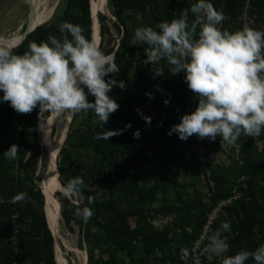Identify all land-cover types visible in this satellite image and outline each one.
<instances>
[{
  "label": "trees",
  "instance_id": "trees-1",
  "mask_svg": "<svg viewBox=\"0 0 264 264\" xmlns=\"http://www.w3.org/2000/svg\"><path fill=\"white\" fill-rule=\"evenodd\" d=\"M90 2L91 0H65V9L61 15L35 29L21 46L13 50L14 54L22 55L32 41L47 42L49 35L60 38L62 34L59 25L63 22L81 26L83 35L91 40L93 20ZM108 2L114 19L99 14L101 32L96 36V40L98 43L99 37V48L105 55H112L120 68L118 74L111 73L105 77L106 81L116 79L118 82L108 95L119 104V109L110 115L109 121L103 127L100 120L89 126V118L95 115L91 110L73 115L70 132L60 150L59 169L65 187L74 177L81 178L84 183L77 193L79 204L65 198L61 201V214L71 230L74 224H78L85 229L97 228L106 232L118 250L127 252L131 259L130 264H152L151 259L155 256L158 259V253L161 254V259L158 260L161 264H182L179 260L183 255L182 250L187 251L198 239L213 207L201 201L198 204L186 200L179 185V173L176 170L177 160L182 158L179 147L190 145L196 135L181 140L178 133L173 132L171 135L180 140V144H173L168 130L179 124L183 115L195 111L198 99L188 88L185 73L172 75L170 66L165 60H161L162 74L156 77L161 79L164 85L159 93L166 101H175L176 107L165 113L159 112L160 102L157 107H147L146 102L156 95L159 85L151 71L144 68L143 64H138L140 51H145L148 45L139 41L134 43L133 38L137 29V16L142 17L141 21L147 20L145 27L159 31V22L179 19L182 10L190 8L192 3L197 1ZM208 2L224 15L221 30H241L237 27V22L243 0ZM256 6L259 15L264 16V0H257ZM195 20L196 17L189 11V25ZM113 30L118 31L119 37L115 36ZM118 39L120 41L117 43ZM120 81L125 83L124 89L118 86ZM175 84L179 85L180 93L173 88ZM172 93L178 94L174 98ZM2 96L3 92H0V264H15L16 258L19 257L17 251L20 256L30 259L32 264H57L54 237L43 212L45 198L36 181L41 158V133L37 123L39 107L30 114H18L10 102L2 101ZM94 99L92 95L88 96L89 102H94ZM85 116L84 123L89 126L88 131L73 129V125ZM144 117H150L151 122L148 123ZM149 126H153L154 131L168 141L164 152L167 166L161 177H154L152 188L141 186L133 174L124 173L126 158L129 157V162H133ZM104 130L117 131L120 134L112 136L108 141L96 139L97 134ZM137 131L138 137L134 135ZM259 142H264V129L259 137H249L247 143L240 146L241 160L229 166H215L211 170V180L215 186L211 198L213 203L230 199L234 189L241 193L238 201L221 208V216L213 223L210 233L212 235L221 229L223 222H229L230 230H221L222 237L226 238L229 245V256L241 250L255 251L264 244V148L259 150ZM12 145H17L19 152L15 160L9 161L3 154ZM84 150H94L99 163L86 169L83 161L79 160ZM160 190L172 191L174 206L171 211L178 215L174 226L163 231L157 230L151 224L149 218L153 215L147 211V207L156 202V195ZM20 192H26L29 199L11 203L12 198ZM117 192L129 201L126 210H122L120 202L115 199ZM89 197H94V203H89ZM55 200L61 205L57 197ZM139 201L145 203L144 206H138ZM85 207L93 212L87 223L82 215H76L78 209ZM17 213L19 217L16 221L21 227L13 242L12 225L16 222H13L12 218ZM130 217L137 219L134 228L131 226ZM188 229H191L190 233L187 232ZM113 259L101 258L96 264H115ZM246 264H254V261L250 258Z\"/></svg>",
  "mask_w": 264,
  "mask_h": 264
},
{
  "label": "clouds",
  "instance_id": "clouds-1",
  "mask_svg": "<svg viewBox=\"0 0 264 264\" xmlns=\"http://www.w3.org/2000/svg\"><path fill=\"white\" fill-rule=\"evenodd\" d=\"M189 11L196 17L191 25ZM223 20L224 15L208 0H197L182 10L179 19L159 22V31L152 27L137 28L133 42L148 45L146 65L165 60L172 75L185 73L187 86L198 99L195 111L183 115L168 134L178 133L181 140L197 135L215 141L220 136L222 146L227 143L238 148L237 141L242 135L259 137L264 129V31L250 27L224 31L219 27ZM59 31L60 38L49 35L47 42H30L22 55L0 46L2 101L10 102L18 114H30L39 107L41 118L44 113L59 117L91 110L103 127L119 109V104L108 95L118 82L106 81L105 77L118 74L120 68L94 38L90 40L83 35L81 26L63 22ZM118 86L126 87L123 81ZM89 94L95 98L94 102H89ZM144 119L151 122L150 117ZM118 134L104 130L95 138L108 141ZM134 135L138 137L139 132ZM18 152V146L12 145L3 157L15 160ZM83 183L79 177L72 178L66 193L77 194ZM28 199L26 192H20L11 203ZM89 203H94V197H89ZM76 215H82L87 223L93 212L85 207L78 209ZM221 230H230L229 222H223L221 229L208 237L202 255L221 256L229 250ZM182 254L187 255L186 250ZM250 258L254 264H264V244L255 251L241 250L224 257L222 264H246Z\"/></svg>",
  "mask_w": 264,
  "mask_h": 264
},
{
  "label": "rangeland",
  "instance_id": "rangeland-1",
  "mask_svg": "<svg viewBox=\"0 0 264 264\" xmlns=\"http://www.w3.org/2000/svg\"><path fill=\"white\" fill-rule=\"evenodd\" d=\"M197 1V0H196ZM256 1L254 3V11L253 17L255 20L254 29L256 30H264V16H260L257 12ZM100 0H91V14L93 15V29H92V39L96 38L100 30V22H99V14L107 15L109 18L114 19L112 15V11L109 6V2L107 0V5L105 10L101 11L99 9ZM193 2L192 4H194ZM29 4L31 6V0H29ZM51 12H49V18L45 22H43L40 26L52 22L55 18L61 15L63 10L65 9V0H58L52 3ZM94 8V9H93ZM239 16V15H238ZM45 18V19H46ZM137 24L136 28L145 27L147 20L144 21L142 17L137 16ZM239 18V17H238ZM13 18L1 17L0 18V44L10 35L12 34H23L28 19L26 17L20 20H12ZM23 22H25L23 24ZM238 23V22H237ZM240 27L238 24L237 27ZM219 27H221L219 25ZM116 37H119L118 31L113 30ZM120 40H117V43ZM99 47V37L98 43L95 41ZM147 59L146 52L140 51L138 64H143L144 68H148L153 78L156 77L155 71L160 72L162 74V63L161 61L157 64L152 65L151 63L145 64L144 61ZM157 82L159 85V89L156 92V95L151 97L146 102L147 107L151 106H159V112L165 113L169 111V109L176 107L175 101H168L165 103V99L159 93V90L162 89L164 83L161 79L157 78ZM175 90H178L180 93L179 85L175 84L173 86ZM177 93V94H178ZM177 94L172 93V97H176ZM88 96H91L90 94ZM49 113H44V117L41 118L39 113L37 118V123L40 128V121H45V123H50V137L54 140L55 143H58L63 134L68 135L70 132V127L73 121V115H61L58 118H53V116H48ZM86 116L81 118L79 121L73 125V129L80 130L81 132L88 131L89 126H93L99 120L95 115H92L89 118V126L85 124ZM171 129L168 130V132ZM41 133V131H40ZM170 141L173 144H180V140L171 135ZM243 136V135H242ZM242 136L240 140L237 141L239 145H244L247 143L249 137H245L246 143H243ZM41 140V158L39 161L38 171L36 175V181L38 182L42 193L43 186L47 183L48 179V168L50 164L49 158V148L43 141V135L40 134ZM168 147V141H166L162 136L157 134L154 131L153 126H149L146 129L145 140L143 144L139 145V149L137 151V155L133 159V162H129L130 158L127 157L124 173L126 175L133 174L141 184L146 188H152L155 180L154 177L162 176L163 170L165 169L166 160H165V150ZM264 148V142H259V150L262 151ZM180 154L182 158H178L176 170L179 173V185L182 189L183 196L186 200H190L192 202L198 203L199 201L203 202L207 206L213 207L212 212L209 214L213 223H215L220 218V211L222 207L227 205H232L236 201L241 198V193H239L236 189L233 191V196L229 199L231 202L220 206L219 203H213L212 194L214 191V182L211 180V170L215 166H229L236 161L241 160V152L240 147H236L233 145H229L225 143L222 146V138L217 136L215 141L207 138L200 139L197 135L193 139L190 145H186L184 147H179ZM60 155V154H59ZM79 160L83 161L86 169L90 168L93 164H98L99 160L95 154L94 150H84L83 154L80 156ZM58 161L60 163V156H58ZM59 169V168H58ZM153 175V177H152ZM61 179V177L59 178ZM62 186L66 189L65 185L62 182ZM107 192V189H105ZM171 190L166 191H158L156 195V202L153 206L147 207V211L151 212L153 215L152 218H149L151 224L160 231L168 227H173L174 224L178 221V215L175 212H172L171 209L174 206V201L171 196ZM44 195V194H43ZM61 203L65 198L70 199L73 203L79 204V199L77 194H69L66 192L58 191L55 194ZM45 198V197H44ZM115 199L120 202V208L122 210H126L129 205V201L124 198V196L117 192L115 194ZM137 199V198H136ZM57 205V228L60 232L58 238H54V250H55V259L57 264H82L81 256L76 254L75 250H80L87 256V264L90 262L91 264H96L100 261L101 258L104 260H108L113 257L115 264H130L131 259L128 257L127 252L120 251L114 245L111 237L104 232L103 230L97 228L85 229V227H81L78 224H74L73 229H69L66 225L65 220L61 214L62 203L59 205L55 200ZM145 203L142 201L138 202V206L142 207ZM199 204V203H198ZM45 216H52L53 210H46V201L45 207L43 210ZM17 217H19V213L15 214L12 218L13 222H16L13 226L14 237L12 241L15 242V236L19 233V228L21 225L16 221ZM209 217V220H210ZM29 219V218H28ZM131 226L134 228L136 226L137 219L136 217L129 218ZM208 220V221H209ZM29 224V220L26 221ZM59 223V224H58ZM213 223L209 229H206L205 226L201 229L198 239L191 244V248H189L186 252L187 255H181L179 258L182 264H222V259L224 257L229 256L228 252L223 253L221 256H217L214 254H201V249L208 242V237L211 236V230L213 227ZM188 233L191 232V229L187 230ZM61 237V238H60ZM65 242V244H64ZM58 248V249H57ZM20 252L17 251V256L15 264H32L30 259L24 258L20 256ZM237 253V252H236ZM62 257H61V256ZM158 259H151L152 264H161L158 260L161 259V254L158 253ZM64 258V259H63ZM63 260V261H62ZM162 261V260H161ZM179 264V263H178Z\"/></svg>",
  "mask_w": 264,
  "mask_h": 264
},
{
  "label": "bare ground",
  "instance_id": "bare-ground-1",
  "mask_svg": "<svg viewBox=\"0 0 264 264\" xmlns=\"http://www.w3.org/2000/svg\"><path fill=\"white\" fill-rule=\"evenodd\" d=\"M56 1L58 0H31V6L33 9L32 17L30 20L31 28H34V27L38 28L43 22L47 20V18L50 17V15L48 16V14L49 12H51L52 8L54 7V5L52 6V3ZM106 5H107V0H100L99 9L101 11L105 10ZM21 37H22V34H17V33L12 34L8 36L0 44V46H7L13 50L16 44L19 43ZM95 41H96V38H95ZM53 118H58V117H53ZM40 131L43 135L44 144H46L49 148V158H50L49 160L50 164L48 168V179H47V183L44 184L43 186V194H44L45 201H46V210L47 211H49L50 209L53 210L52 216H48V225L53 231L55 238H58V236L60 235V232L57 228L58 210H57V205L55 202V194L58 191H61V192H66V191L63 188L62 183L59 179V169L57 167V160H58V156L60 154V150L62 148L63 142L65 140L66 134H63L59 142L55 143L54 140L50 137V123H45V121H42V120L40 121ZM75 252L76 254L81 256L82 264H87V256L78 249L75 250Z\"/></svg>",
  "mask_w": 264,
  "mask_h": 264
},
{
  "label": "crops",
  "instance_id": "crops-1",
  "mask_svg": "<svg viewBox=\"0 0 264 264\" xmlns=\"http://www.w3.org/2000/svg\"><path fill=\"white\" fill-rule=\"evenodd\" d=\"M29 12V0H0V18H13L12 20H18L17 22L20 23L24 16L26 20L28 19Z\"/></svg>",
  "mask_w": 264,
  "mask_h": 264
},
{
  "label": "built area",
  "instance_id": "built-area-1",
  "mask_svg": "<svg viewBox=\"0 0 264 264\" xmlns=\"http://www.w3.org/2000/svg\"><path fill=\"white\" fill-rule=\"evenodd\" d=\"M254 3L255 0H243V6L239 12V18H238V24L240 25V29L242 30L244 27H250L254 29V17H253V11H254ZM246 136H242L243 143H246ZM242 145V144H241ZM240 145V146H241ZM239 146V147H240ZM231 202V200H225L220 204V206L225 205L227 203ZM210 217V216H209ZM209 220V219H208ZM213 221L210 220L207 222L205 228L209 229L210 226L212 225Z\"/></svg>",
  "mask_w": 264,
  "mask_h": 264
},
{
  "label": "water",
  "instance_id": "water-1",
  "mask_svg": "<svg viewBox=\"0 0 264 264\" xmlns=\"http://www.w3.org/2000/svg\"><path fill=\"white\" fill-rule=\"evenodd\" d=\"M90 4H91V2H90ZM32 11H33L32 6H30V12H29V15H28V22H27V24H26V28H25V30H24V32H23V34H22V37H21L19 43L16 44V46L14 47V49L17 48V47H19V46H21V45L24 43V41L28 38V36H29L31 33H33V32L35 31V29H37V27H34V28H31V27H30V20H31V17H32ZM92 20H93V15H92ZM92 29H93V26H92ZM100 35H101V34H100ZM100 44H101V40H100ZM100 44H99V47H100ZM14 49H13V50H14ZM67 137H68V135L65 136V140H64V142H63V145L65 144ZM63 145H62V147H63ZM57 167L59 168V161H58V160H57ZM60 177H61V171H60V169H59V178H60ZM60 181H61V179H60ZM61 183H62V181H61ZM61 211H62V210H61ZM46 219H47V217H46ZM47 223H48V220H47ZM48 226H49V225H48ZM49 229L51 230L50 226H49ZM51 232H52V234H53V231H52V230H51ZM53 237L55 238L54 234H53Z\"/></svg>",
  "mask_w": 264,
  "mask_h": 264
}]
</instances>
